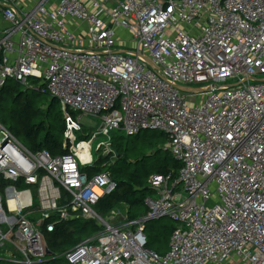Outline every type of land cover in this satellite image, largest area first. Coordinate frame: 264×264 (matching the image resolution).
<instances>
[{
	"label": "built area",
	"instance_id": "built-area-1",
	"mask_svg": "<svg viewBox=\"0 0 264 264\" xmlns=\"http://www.w3.org/2000/svg\"><path fill=\"white\" fill-rule=\"evenodd\" d=\"M0 10V89L12 81L57 100L68 149L31 151L0 123V261L264 264V0H38L22 14L0 0ZM82 117L100 123L77 141ZM114 131L160 132L180 164L174 179H148L154 196L137 220L96 211L116 185L88 170L114 164ZM164 217L178 226L160 255L144 229ZM78 219L99 230L52 254L45 234Z\"/></svg>",
	"mask_w": 264,
	"mask_h": 264
},
{
	"label": "trees",
	"instance_id": "trees-1",
	"mask_svg": "<svg viewBox=\"0 0 264 264\" xmlns=\"http://www.w3.org/2000/svg\"><path fill=\"white\" fill-rule=\"evenodd\" d=\"M37 95L42 94L36 93L34 91H25L21 85L14 82H7L6 85L0 89V123L10 130L18 140L24 142L27 146H29L30 149L34 151L46 150L53 156L66 154L68 149H64L63 147V132L65 129L64 120H57L56 126H51L46 123L45 117L47 111H42L41 106L43 105L38 101V99H36ZM55 105H59L57 100L50 99V104L47 105V110H49L51 107H54ZM58 116H61V112ZM52 132L56 133V136H54ZM115 153L118 156L115 161L116 164L121 158H123V156L118 151H115ZM167 154L172 159L175 166L172 168L162 166L158 169L155 175L166 176L173 172L171 176L172 179H174L177 177L180 164L174 160L168 151ZM103 163L104 162L102 161L96 163L93 168L88 170V174L92 175L94 173L107 170L111 174L116 188L115 191L110 195H107L101 199L96 209L101 212L102 215L107 216L111 210L119 208L122 205H126L129 208L143 206L145 208L144 213L139 216V218L144 217L147 213V209L143 205L144 198L148 196L147 194L149 192L152 194V190L148 185V179L154 174L147 175L145 181H138L130 174L115 178L117 173L115 164L109 167H103ZM128 219L137 220L136 218L130 217H128ZM90 225L92 226L91 233L94 235L99 229L91 221L78 219L57 225L53 233L45 234V239L50 252H52V254L62 256L66 251L77 246L82 242V235H86L85 233ZM175 228L176 227H172L166 231L168 240ZM92 235L87 234L89 237ZM161 255L164 254L162 253ZM2 262L6 261H0V264H5ZM65 263L66 260L64 257H61L58 259H51L45 264Z\"/></svg>",
	"mask_w": 264,
	"mask_h": 264
},
{
	"label": "rangeland",
	"instance_id": "rangeland-1",
	"mask_svg": "<svg viewBox=\"0 0 264 264\" xmlns=\"http://www.w3.org/2000/svg\"><path fill=\"white\" fill-rule=\"evenodd\" d=\"M129 38L130 37L128 36L127 39ZM36 99H38V101L42 103V111H47L45 117L46 123L51 126H56L57 120L61 121L63 119V109L61 108V106L55 105L54 107H51L49 110H47V105L50 104V98L43 95H37ZM60 112L61 116H58ZM99 123L100 122L97 118L82 117L81 125L83 127L84 133H76V140H88L89 137L97 130ZM52 134L56 136V133L52 132ZM107 138L113 144L114 150L120 152L123 156V158H121L118 163L115 164L114 162L117 172L115 178L130 174L138 181H145L147 175H155L158 169L162 166H167L168 168H172L173 166H175L172 159L167 154V151L164 149L167 145L168 138L160 132L144 131L139 135L127 137L124 132L114 131ZM102 141H105V139L98 138L92 146V153L94 158L97 157V154L94 151L95 147ZM20 142L29 150L34 151L30 149L29 146H27L24 142ZM101 161L104 162L103 164L106 163V160ZM147 195V197H153L154 193L152 192L151 194L149 192ZM35 205H37L36 198ZM144 209L145 208L143 206L129 208L126 205H122L119 208H116L117 212H119V216L124 217L127 215L130 218L136 219H139V216L144 213ZM96 211L98 214L102 215L101 212H99L97 209ZM102 216L106 217V215ZM177 226L178 225L168 217L147 222L144 232L148 243L147 249L160 255L162 253H166L169 248V240L167 238L166 231L169 228ZM91 227L92 226L90 225V227L87 229L85 233L86 235H82V242L86 240L87 237H89L87 236V234L92 235ZM1 256L3 257V255ZM15 259L18 260L19 256L16 255ZM2 263L12 264L10 262Z\"/></svg>",
	"mask_w": 264,
	"mask_h": 264
},
{
	"label": "crops",
	"instance_id": "crops-1",
	"mask_svg": "<svg viewBox=\"0 0 264 264\" xmlns=\"http://www.w3.org/2000/svg\"><path fill=\"white\" fill-rule=\"evenodd\" d=\"M16 6V10L18 14H22L23 12L30 9L38 0H12ZM7 27V23L3 20L0 10V31ZM165 254V253H164ZM226 264H241L237 261H230Z\"/></svg>",
	"mask_w": 264,
	"mask_h": 264
},
{
	"label": "water",
	"instance_id": "water-1",
	"mask_svg": "<svg viewBox=\"0 0 264 264\" xmlns=\"http://www.w3.org/2000/svg\"><path fill=\"white\" fill-rule=\"evenodd\" d=\"M25 91H27L26 89H25ZM118 157V156H117Z\"/></svg>",
	"mask_w": 264,
	"mask_h": 264
}]
</instances>
